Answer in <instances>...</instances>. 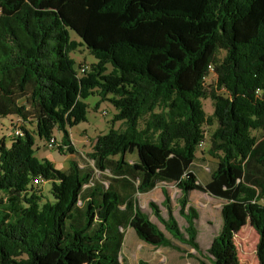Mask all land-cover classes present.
Masks as SVG:
<instances>
[{
  "label": "trees",
  "instance_id": "trees-1",
  "mask_svg": "<svg viewBox=\"0 0 264 264\" xmlns=\"http://www.w3.org/2000/svg\"><path fill=\"white\" fill-rule=\"evenodd\" d=\"M81 46L96 62L79 76L70 53ZM93 94L109 97L120 127L95 137L83 166L69 160L62 171L37 158L36 140L54 131L60 154L76 153L68 128L85 121ZM202 99L213 104L209 117ZM11 117L22 136L0 138V264H41L54 253L73 264L72 252L122 264L127 230L181 251L137 200L159 184L180 192L185 226L166 188V217L154 202L151 213L196 264H240L234 238L246 219L264 264V0H0V118ZM214 124L207 154L217 164L200 183L191 167ZM44 182L51 199L38 189ZM193 191L222 201L204 252Z\"/></svg>",
  "mask_w": 264,
  "mask_h": 264
},
{
  "label": "rangeland",
  "instance_id": "rangeland-1",
  "mask_svg": "<svg viewBox=\"0 0 264 264\" xmlns=\"http://www.w3.org/2000/svg\"><path fill=\"white\" fill-rule=\"evenodd\" d=\"M71 39L78 41L77 37L71 33ZM70 57L75 61V69L77 70L80 66H86L87 72L90 71L91 65L95 64L96 60L84 47H78L75 51L70 53ZM111 67L108 65L106 73H109ZM213 82V77L208 78L207 83ZM222 93V92H220ZM106 99L102 100L99 95L93 94L88 96L83 102L86 105V116L85 121L68 128V132L71 137L72 144L76 149L74 155L60 154L58 146L49 147L47 142L39 141L35 142V156L39 159L46 158L52 162L55 168L65 171L68 168L69 160H75L80 165L88 163L86 154L91 151L92 142L95 137L99 134L107 133L111 125L114 129L120 127V122L111 124V119L115 113V109L111 103ZM202 108L206 116H211L213 112V104L210 99H202ZM14 124H20L21 121L17 117L11 118H0V138L5 137V140H9L11 135V128ZM215 128V124L212 126H204L205 132V145L204 147L197 148L196 159L191 167L192 172L195 174L198 182L205 183L209 180L212 171L216 168L217 160L207 154L209 147V137ZM252 134L255 137H260L261 133L253 131ZM53 136L57 141L60 140L61 134L54 131ZM9 145V142H7ZM128 161L135 160V154L126 156ZM38 188L42 190V194L47 198L51 199L49 194L50 184L42 183ZM168 194L171 200V207L173 209L174 217L176 218L178 225L181 227L185 226V221L181 218L178 213L177 200L180 197V192L173 184L166 186ZM138 203L141 209L149 216V218L155 222L158 227L165 233L167 238L171 239L174 244L179 246L181 251L171 249L168 247H153L149 246L140 241L133 230H127L125 239L121 251L120 261L122 264H196L197 256L194 255L193 250L188 248L186 245L179 243L172 239V237L163 230V227L156 221L152 215L151 210L148 206L149 202H154L160 208L162 215L166 217V212L162 207L163 196L160 193L159 187L151 190L147 194L137 196ZM188 204L198 214V220L194 222V226L197 229V241L204 252L210 245L212 238L217 234L221 224L220 217V206L221 200L212 198L205 193L199 191H193L189 194ZM235 245L238 251V257L240 264H258L254 250L257 242V234L252 228L251 223L246 219L240 231L234 238ZM186 253L192 254L189 257ZM195 256V257H194ZM70 258L73 264H96L92 259L88 258L81 252H72ZM41 264H62L56 253L48 255L40 259Z\"/></svg>",
  "mask_w": 264,
  "mask_h": 264
},
{
  "label": "built area",
  "instance_id": "built-area-1",
  "mask_svg": "<svg viewBox=\"0 0 264 264\" xmlns=\"http://www.w3.org/2000/svg\"><path fill=\"white\" fill-rule=\"evenodd\" d=\"M77 74L79 76H82L84 75L86 72H87V67L86 66H80L77 70H76ZM209 72H210V75L206 78V80H208V78H210V76L212 75L213 73V69L211 66H209ZM18 126H16L15 128H12L11 131H12V135L13 136H18V137H21L22 134H21V131L17 128ZM48 146L49 147H53V146H59V141H57L55 138H52L50 141L47 142ZM205 145V140H202L199 142L198 144V148H203Z\"/></svg>",
  "mask_w": 264,
  "mask_h": 264
},
{
  "label": "crops",
  "instance_id": "crops-1",
  "mask_svg": "<svg viewBox=\"0 0 264 264\" xmlns=\"http://www.w3.org/2000/svg\"><path fill=\"white\" fill-rule=\"evenodd\" d=\"M70 139H71V137H70ZM71 142H72V141H71ZM196 157H197V155H196ZM129 162L132 163V162H134V161H129ZM166 186H167V185L159 184V185H157L156 187H159V190H160V193H161V188H167ZM156 187H155V188H156ZM155 188H154V189H155ZM150 220H151V219H150ZM151 221H152V220H151ZM152 222H153V221H152ZM154 223H155V222H154Z\"/></svg>",
  "mask_w": 264,
  "mask_h": 264
}]
</instances>
